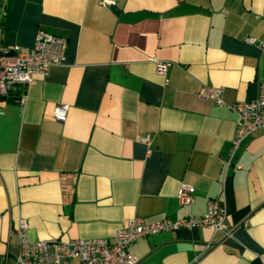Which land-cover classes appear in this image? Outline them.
Returning a JSON list of instances; mask_svg holds the SVG:
<instances>
[{"label":"crops","instance_id":"obj_1","mask_svg":"<svg viewBox=\"0 0 264 264\" xmlns=\"http://www.w3.org/2000/svg\"><path fill=\"white\" fill-rule=\"evenodd\" d=\"M40 30L66 40V64L0 99V264H15L20 219L33 241H112L128 219L200 217L208 200L224 201L230 236L141 237L137 264H264V131L224 169L236 115L197 95L256 98L264 54L245 39L264 42V0H0L1 45L31 47ZM154 58L172 63L164 77Z\"/></svg>","mask_w":264,"mask_h":264},{"label":"built area","instance_id":"obj_2","mask_svg":"<svg viewBox=\"0 0 264 264\" xmlns=\"http://www.w3.org/2000/svg\"><path fill=\"white\" fill-rule=\"evenodd\" d=\"M100 6L108 7L115 0H97ZM264 54V42L253 36L245 39ZM66 40L45 31H38L31 47L4 46L0 44V99L16 97L18 85L27 86L35 75L45 76L54 66L66 64ZM155 72L165 76L172 65L170 61L152 59ZM197 95L201 99L213 100L217 105L226 106L236 115V129L231 140L229 159L225 168L235 155L240 144L255 131H264V81L257 87V96L251 101L225 103L223 88L202 85ZM24 98L23 94H20ZM68 106L58 103L53 107L52 116L58 122L66 119ZM139 141L149 145L150 135H144ZM178 203L190 206L194 201V190L187 183H180L176 192ZM227 209L224 201L208 200L205 211L200 217L188 216L171 219L164 217L155 221L131 218L115 230L112 241L102 238L30 240L27 236L28 224L25 219L18 221L15 234L18 238V253L15 264H137L138 259L131 251V244L141 237L159 232L176 231L181 228L207 227L222 237L232 234L234 227L227 221Z\"/></svg>","mask_w":264,"mask_h":264},{"label":"trees","instance_id":"obj_3","mask_svg":"<svg viewBox=\"0 0 264 264\" xmlns=\"http://www.w3.org/2000/svg\"><path fill=\"white\" fill-rule=\"evenodd\" d=\"M6 9H5V7H4V11H5Z\"/></svg>","mask_w":264,"mask_h":264}]
</instances>
